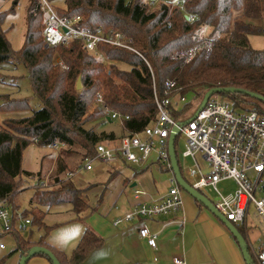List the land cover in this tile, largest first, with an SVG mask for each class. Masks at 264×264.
Segmentation results:
<instances>
[{"label": "trees", "instance_id": "obj_1", "mask_svg": "<svg viewBox=\"0 0 264 264\" xmlns=\"http://www.w3.org/2000/svg\"><path fill=\"white\" fill-rule=\"evenodd\" d=\"M47 1L59 17L71 20L78 16V27L93 32L100 30L106 37L111 32H120L131 39L136 53L103 43L89 52L81 39L45 47L40 0H29L22 48L13 52L1 30L7 10L0 11V68L3 64L21 63L41 106L28 117H6L0 121V200L6 199L7 204L20 189L22 177L33 176L21 168L25 148L64 147L57 152L53 169L56 177L63 175L65 163L61 158L70 149L78 152L80 147L85 151L82 163L86 156H94L96 144L119 143L123 137L140 134L152 124L157 113L154 98L163 96L166 81H173L171 92L177 93V98L190 94L201 99L207 90L216 87L242 89L264 98V50H254L248 40L249 36H264V0H158L153 5L146 0ZM204 42L211 44L207 54L200 50L185 63L175 57ZM60 61L64 69L58 65ZM117 64H125L128 69L122 70ZM78 78L81 89L76 90ZM219 95L235 104L246 97L241 93ZM1 101L0 114L30 109L25 98L3 96ZM186 107L187 104L176 110L171 104L170 116L178 119ZM105 108L121 119L119 138L85 128L91 122L98 125L113 122ZM256 109L264 113L259 107ZM175 143L176 140L174 146ZM57 182L59 190L51 187L39 191V204L50 207L68 202L77 216L85 214L88 206L81 194L86 189H76L70 180ZM10 214L14 221L17 214L13 209ZM19 215L30 217L28 225L42 228L43 234L32 241L30 236L23 237L22 231L13 228L9 236L15 248L8 254L22 256L30 248L41 246L62 264L58 254L45 242L49 228L42 222L44 213L33 208ZM100 244V239L86 229L71 255L72 262H81Z\"/></svg>", "mask_w": 264, "mask_h": 264}, {"label": "built area", "instance_id": "obj_2", "mask_svg": "<svg viewBox=\"0 0 264 264\" xmlns=\"http://www.w3.org/2000/svg\"><path fill=\"white\" fill-rule=\"evenodd\" d=\"M146 1L153 5L158 0ZM40 15L46 47L65 45L68 41L81 39L89 52H93L99 43L135 52L130 46L131 39L125 38L120 32H111L106 37L100 30L93 32L78 27L76 26L78 16L71 20L59 18L47 0H40ZM210 49L211 44L204 42L203 45L199 44L179 52L175 57L185 63L200 50H204L207 54ZM61 66L62 69L65 68L62 64ZM164 88L163 96L154 98L157 113L152 124L145 127L140 134L123 137L115 148L103 143L96 144L94 157L85 158L81 169L90 172L93 170L94 162L111 164L118 155L125 163L141 164L154 153L157 160L170 170L167 149L169 132L173 126L184 120H175L169 113L171 99L177 96V93L171 92L174 88L173 81H166ZM218 95L211 96L194 118L179 126L178 133L184 138L182 155L184 158H191L194 163V168L188 171V176L193 179L191 185L197 191L204 186L211 187L217 193L216 202L213 203L214 208L233 225L245 219L250 205L264 220V113L248 106H244V113H235L230 103L220 100ZM178 101L182 105L186 104L185 97H179ZM97 102H100L99 96ZM104 112L109 114L111 119L119 120L121 123L119 115L115 112L107 108ZM196 155L201 156L208 164L207 173H203L195 163ZM226 180L236 184L230 196L218 193L216 189L219 182ZM135 194L139 192L136 191ZM181 206L180 189L173 180L172 186L158 201L143 202L133 206L124 216L114 219L111 225L113 227L132 220L172 215L179 212ZM16 220H20V216ZM16 220H12L7 200H0V250L6 249L1 240L11 235ZM26 224H29V219H24L18 229H24ZM180 224H184V219ZM138 235L141 239H145L149 246H155L154 237L146 227L140 228ZM253 253L255 264H264V245ZM173 264H184V262L175 258Z\"/></svg>", "mask_w": 264, "mask_h": 264}, {"label": "crops", "instance_id": "obj_3", "mask_svg": "<svg viewBox=\"0 0 264 264\" xmlns=\"http://www.w3.org/2000/svg\"><path fill=\"white\" fill-rule=\"evenodd\" d=\"M171 103L176 110L183 107L176 96L171 99ZM178 119H180V117ZM110 124H112V122H110ZM119 124L121 123L119 122ZM105 145L110 148L114 147L107 144ZM183 152L184 149L181 152V158H189H184L182 155ZM57 156L58 154H55L53 161L51 160L50 162V169L45 174L41 172L36 174H40L41 178L48 177L54 169L53 164ZM199 157L202 159L201 156ZM202 161H204V159H202ZM204 163L206 162L204 161ZM126 164L136 167L130 168V173L122 174L117 180L118 182L113 186H109L110 189L106 188L102 196L99 193L100 188L94 196L93 193L91 194V192H94V190L91 189L94 188L92 186H95V183H91L92 186L90 183L87 185L88 183L82 181V176H79L81 172L74 176L71 175L70 181L73 182L74 187L78 190L89 186V190H85L86 192L84 191L81 194L85 202L86 194H91V197L90 200L86 202L89 210L87 209L85 211L86 213L82 214L81 217L76 215L75 219H69L70 224L76 225L77 228L75 230H71L67 234L69 229L67 228V230L62 233L61 242L59 243L52 239L49 241L48 237L45 239L46 244L58 254V258H60L62 264H173L175 258L181 259L184 264H245L236 240L231 237L224 224L219 222L207 209L199 205L192 197L181 191L182 206L179 212L168 216H158L153 219L132 220L128 223H121L118 226L112 227V221L124 216L133 206L142 204L143 202H156L164 196V194L158 196L153 190L156 184L155 181H157V179L160 180L161 175L168 174L170 176L168 180L170 187L174 180L172 179L171 171L157 160L154 153L141 164L125 163L118 155L117 159H115L111 165L96 163L93 170L90 172H94L95 176H101L102 174L105 175V171H108V169L116 172L120 166ZM206 167L209 171L207 163ZM190 169L192 168H189V170ZM180 170L183 179L192 184L193 179H190L188 173L184 174L181 167ZM81 171L86 172L84 170ZM201 171L203 173L208 172ZM38 186L37 184L36 187ZM41 186L45 185L42 183ZM136 191H138L139 194H135ZM233 192L231 194H233ZM86 198L88 199V197ZM216 199L217 197L215 201L211 202L215 203ZM183 219L184 224L181 225L180 222ZM63 223L64 222L61 221L59 226L62 227L63 225L61 224ZM53 225L52 229H57L59 227L57 223ZM235 225H237L235 226L236 229L239 228L241 230V235L247 242L248 252L253 256V252L263 245L251 251V241L246 232V218ZM143 227H146L149 233L154 237V247L149 246L145 239L143 240L139 237L138 230ZM14 229H17L16 226H14ZM86 229L99 238L101 244L89 251L81 262L74 263L71 260V255ZM41 235L37 234L35 238H32V235L29 236L32 241H37ZM6 237L10 238L14 244V240L11 236ZM5 252L6 249L0 250V264L19 263L20 253L8 254L9 252ZM25 264L51 263L45 257L37 255L30 257Z\"/></svg>", "mask_w": 264, "mask_h": 264}, {"label": "rangeland", "instance_id": "obj_4", "mask_svg": "<svg viewBox=\"0 0 264 264\" xmlns=\"http://www.w3.org/2000/svg\"><path fill=\"white\" fill-rule=\"evenodd\" d=\"M29 0H9L4 1L0 0V11L7 10L6 17L3 20V23L1 25V30L4 32L6 41L8 45L11 47V50L13 52H16L22 48V44L24 41L25 36V27H26V9L28 7ZM11 10V11H10ZM56 14V13H55ZM58 16V15H57ZM59 17V16H58ZM61 18V17H59ZM42 24V20H41ZM43 26V25H42ZM86 29V28H85ZM39 30V35L41 34V30ZM44 32V31H43ZM41 37V36H40ZM43 38V34H42ZM248 40L250 41V45L254 50L261 51L264 50V36L256 37V36H249ZM131 46V44H130ZM46 47V46H45ZM132 48V47H131ZM56 57H54L55 59ZM58 59V58H57ZM62 62L60 61L58 65L61 66ZM0 68V104L2 103L1 98L3 96H9L11 99H27L28 100V106H30V109L23 112H18L15 114H0V121L3 120V118H18V117H28L31 115V111L38 110L41 108L38 101L34 97L30 87H29V81L28 76L26 75V70L24 66L21 63L17 64H3ZM64 66V64H62ZM117 66L122 69L126 70L128 67L124 65L117 64ZM62 68V66H61ZM64 69V68H63ZM81 84V81H80ZM81 89V87L79 88ZM220 100L228 101L231 105V108L235 113H244L243 110L244 106L248 108H254L257 107L260 108V110L264 111V102L258 101L254 98H251L249 96L243 97V99L238 103L235 104L234 101H231L228 97H223L222 95H218ZM200 100L199 98H194L192 95H186L185 103L187 104L186 110L181 114L180 116L181 120H185L189 118L193 113L198 109L200 106ZM119 121L114 120L112 124L105 125L101 123L100 125L93 123H88L85 125V128H93L94 131L97 133L101 132L104 134H110L116 136V138H119L121 135V128L119 127ZM125 136V135H124ZM101 143L107 144L109 146H117L118 143H114L112 141H102ZM184 138L182 135L178 134L176 137V143L174 148L177 151V161L180 167L182 168V172L184 171V174L188 173L187 171L189 168H194V163L190 158L182 159L181 158V152L184 149L183 148ZM77 148V147H76ZM65 149L64 147L55 146L54 148L49 147H38L36 145L34 146H28L25 148L22 152V159H21V168L34 175L33 177H22L21 186L20 189L17 191L16 194H14L11 198H9V204H8V210L11 212V210H14V213L17 214V217L20 216L22 211H30L33 208H36L41 213H44L43 216V224L47 228H50L48 231L47 236L49 238V241L55 240L58 243L61 242L62 233L67 231V234L71 230H75L77 227L74 224H70L69 219H75L76 214L72 212L71 204L66 203H55L52 204L50 207H46L43 205H40L38 202V195L39 191H45L51 188L53 190H59L58 181L63 180H71L70 178L78 173H80L79 176H82V181L85 183H88L87 185H91V183H95V186H92L91 190H94L93 196L98 192L104 195L106 188L110 189L109 186H113L117 180L122 176V174L130 173V168H135L136 166L126 164L123 166H120L118 171H111L108 169V171H105V175L102 174L101 176H95L94 172H82V163L80 160L82 157H84L85 151L82 150V148H77L78 152L74 151L73 149H70V152L65 153L62 155V162L65 163L63 166L65 168V173L61 176L56 177L55 171L53 170L48 177H40V174L37 175L36 173H42L45 174L50 169V162L53 161V158L55 154L59 150ZM59 153V152H58ZM89 158L88 156H86ZM94 156H91L90 158H93ZM117 159V158H116ZM115 161V160H114ZM113 161V162H114ZM195 163L199 166L201 170L204 172L208 171V168L206 167V163L202 161V159L199 157V155H196L194 157ZM112 162V163H113ZM81 163V164H80ZM96 165L99 163H102L100 161L94 162ZM104 164V163H102ZM52 165V164H51ZM105 165H111V164H105ZM122 165V164H121ZM164 165V164H163ZM130 166V167H129ZM54 169L56 168L53 164ZM116 173V174H115ZM159 174V173H158ZM183 174V175H184ZM72 175V176H71ZM110 175V176H109ZM169 175H161L160 180L157 179L156 184L154 186V192L161 196V194H165L170 187ZM20 180V179H19ZM18 180V181H19ZM43 181V182H41ZM42 183L45 186H41ZM39 185L36 187V185ZM109 187V188H108ZM236 187V184L233 183L230 180L219 182L216 186L217 192L221 193L223 195L230 196V194L234 191ZM77 189V188H76ZM86 191L89 190V186L85 187ZM38 191V192H37ZM85 191V192H86ZM181 191V190H180ZM182 192V191H181ZM184 193V192H183ZM200 193L205 195L206 198L210 201H215V198L217 197V193H215L211 187L204 186L203 189L200 190ZM91 194H86L85 196L88 197V199L85 197L86 202L90 200ZM232 195V194H231ZM99 196V195H97ZM157 196V197H158ZM65 197V196H64ZM84 197V196H83ZM68 199V197H65V200ZM30 217H23L20 218V220H16L15 226L18 229V226L23 224L24 219H29ZM246 232L249 240L251 241V251L256 250L261 245H264V220L257 215L252 205L249 206V211L246 215ZM63 221V225L60 227V223ZM69 222V223H68ZM75 222V221H73ZM59 226L57 229L53 228V224H56ZM76 223V222H75ZM52 230V231H51ZM21 232V235L23 237H28L29 235H32V238H35L37 234H43L42 228H37L34 225H28L26 224L24 229H19ZM2 243L6 246V252H11L14 249V244L12 240L8 237L3 238ZM252 256V255H251ZM252 259L254 261V255L252 256ZM255 264V261H254Z\"/></svg>", "mask_w": 264, "mask_h": 264}, {"label": "water", "instance_id": "obj_5", "mask_svg": "<svg viewBox=\"0 0 264 264\" xmlns=\"http://www.w3.org/2000/svg\"><path fill=\"white\" fill-rule=\"evenodd\" d=\"M81 87L80 84V78H78V81L76 83V90H78ZM220 93H241L245 95L246 97L249 96L251 98H254L258 101H263L264 98L260 97L254 93H251L249 91H244L242 89H237V88H221V87H216L207 90L201 97L200 100V106L198 109L191 115L189 118L182 122H178L177 125L173 126L170 130V134L168 137L167 141V149H168V159H169V164H170V171L172 175V179H174L175 184L178 186V188L184 192L185 194L189 195L192 197L199 205H201L203 208L207 209L209 213H211L219 222L224 224L226 229L228 230L229 234L233 239L236 240L238 247L240 249V253L243 256V260L245 264H254L252 256L248 252V246L245 238L242 237V235L238 232L236 227L229 221L225 219V217L218 213V211L214 208L213 203L206 198L205 195L201 194L199 191L194 189L192 185L187 182L185 179H183L180 171V166L177 161V155H176V149L174 148V142L176 140L177 135L179 134V126H182L183 124L186 123V121L192 119L195 117V115L203 108V106L206 104V101L213 95L220 94ZM108 120V118H107ZM37 254H41L45 256L47 259H49L51 264H60L58 260L54 257L53 253H51L49 250H47L44 247L37 246V247H32L30 248L27 252L22 254V256L19 258V263L18 264H25L30 257L37 256Z\"/></svg>", "mask_w": 264, "mask_h": 264}, {"label": "bare ground", "instance_id": "obj_6", "mask_svg": "<svg viewBox=\"0 0 264 264\" xmlns=\"http://www.w3.org/2000/svg\"><path fill=\"white\" fill-rule=\"evenodd\" d=\"M16 220V219H15Z\"/></svg>", "mask_w": 264, "mask_h": 264}]
</instances>
